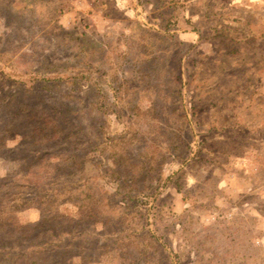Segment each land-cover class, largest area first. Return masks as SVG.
Instances as JSON below:
<instances>
[{"label":"rangeland","instance_id":"obj_1","mask_svg":"<svg viewBox=\"0 0 264 264\" xmlns=\"http://www.w3.org/2000/svg\"><path fill=\"white\" fill-rule=\"evenodd\" d=\"M0 0V264H264V3Z\"/></svg>","mask_w":264,"mask_h":264},{"label":"crops","instance_id":"obj_2","mask_svg":"<svg viewBox=\"0 0 264 264\" xmlns=\"http://www.w3.org/2000/svg\"><path fill=\"white\" fill-rule=\"evenodd\" d=\"M248 1L238 0L237 2L238 3H243V2H248ZM251 1H252V3H259V4H262V2L264 3V0H251Z\"/></svg>","mask_w":264,"mask_h":264},{"label":"trees","instance_id":"obj_3","mask_svg":"<svg viewBox=\"0 0 264 264\" xmlns=\"http://www.w3.org/2000/svg\"><path fill=\"white\" fill-rule=\"evenodd\" d=\"M2 249V247H0Z\"/></svg>","mask_w":264,"mask_h":264}]
</instances>
